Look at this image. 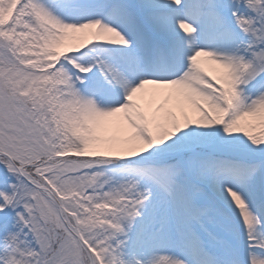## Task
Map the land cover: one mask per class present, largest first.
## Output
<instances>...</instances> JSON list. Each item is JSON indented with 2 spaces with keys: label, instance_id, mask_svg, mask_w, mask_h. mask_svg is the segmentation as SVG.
Returning <instances> with one entry per match:
<instances>
[{
  "label": "snow or ice",
  "instance_id": "1",
  "mask_svg": "<svg viewBox=\"0 0 264 264\" xmlns=\"http://www.w3.org/2000/svg\"><path fill=\"white\" fill-rule=\"evenodd\" d=\"M0 264H264V0H0Z\"/></svg>",
  "mask_w": 264,
  "mask_h": 264
}]
</instances>
